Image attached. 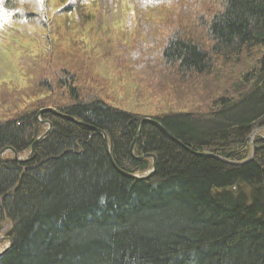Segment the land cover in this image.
<instances>
[{
	"label": "trees",
	"instance_id": "16d2710c",
	"mask_svg": "<svg viewBox=\"0 0 264 264\" xmlns=\"http://www.w3.org/2000/svg\"><path fill=\"white\" fill-rule=\"evenodd\" d=\"M150 1L182 4L184 15L146 75L205 103L140 129L139 116L83 94L63 70L59 115L34 109L0 122V151L16 154L42 135L37 116L52 130L30 161L0 160V233L8 224L10 241L0 264H264V138L250 160L246 146L264 128V0ZM145 155L156 158L150 178L122 174L150 171L137 160Z\"/></svg>",
	"mask_w": 264,
	"mask_h": 264
},
{
	"label": "rangeland",
	"instance_id": "374dc122",
	"mask_svg": "<svg viewBox=\"0 0 264 264\" xmlns=\"http://www.w3.org/2000/svg\"><path fill=\"white\" fill-rule=\"evenodd\" d=\"M151 4L149 0H15L11 9L0 7L4 13L0 18V122L34 109L59 115L53 104L61 100L57 82L63 70L76 78L75 87L83 94H96L113 108L139 116L140 129L168 112H196L193 109L203 106L205 96L190 99L183 93L181 98L174 92L176 86H159L145 73V62L160 55L157 43L164 45L179 20L174 18L184 15L182 4ZM226 83L215 86L226 89ZM37 120L41 121L38 116ZM43 123L42 135L50 126ZM257 137L264 138L263 127H256L247 138L248 160ZM29 156L30 149L16 156L6 151L2 158L22 162ZM145 156L137 160L147 159L152 165V155ZM3 226L0 238H6L9 227ZM7 245L3 240L0 251Z\"/></svg>",
	"mask_w": 264,
	"mask_h": 264
},
{
	"label": "water",
	"instance_id": "95a60500",
	"mask_svg": "<svg viewBox=\"0 0 264 264\" xmlns=\"http://www.w3.org/2000/svg\"><path fill=\"white\" fill-rule=\"evenodd\" d=\"M44 111H46V112H51V110H44ZM142 123V122H141ZM149 124H152L153 126H156V127H158V124L156 123V122H148ZM41 124H43V122H41ZM159 128V127H158ZM50 133V126H49V128L45 131V133L39 138V139H37L35 142H34V144L31 146V148H30V156H29V158H27V160H25V161H22V162H26V161H30L33 157H34V154H35V151H34V148H35V146L44 138V137H46L48 134ZM98 134H100L101 136H102V139H103V141H104V143H105V147H106V151H107V154H108V156H110V153H109V150H108V144H107V138H106V135L103 133V132H97ZM247 141V140H246ZM134 145H135V140H134V142L131 144V147H130V155H132V150H133V147H134ZM5 151H11L13 154H14V156H16V153L13 151V150H11V149H9V148H5V149H3V150H1L0 151V160H1V156L3 155V153L5 152ZM200 155L201 156H204V157H215V156H213V155H211V154H208V153H200ZM145 157H149L148 155H146ZM144 157V158H145ZM151 158H152V167H151V170L147 173V175H145V176H141V177H138V176H136V175H128V174H124V173H122L124 176H126V177H128V178H130V179H132V180H146V179H148V178H150L152 175H153V173H154V171H155V164H156V160H155V157L154 156H150ZM13 160H15V158L13 159ZM15 161H17V160H15ZM6 251V249L5 250H3L1 253H0V255L2 254V253H4Z\"/></svg>",
	"mask_w": 264,
	"mask_h": 264
},
{
	"label": "snow or ice",
	"instance_id": "6c2138e0",
	"mask_svg": "<svg viewBox=\"0 0 264 264\" xmlns=\"http://www.w3.org/2000/svg\"><path fill=\"white\" fill-rule=\"evenodd\" d=\"M3 5V0H0V7H2ZM4 13L2 11H0V18H3Z\"/></svg>",
	"mask_w": 264,
	"mask_h": 264
},
{
	"label": "bare ground",
	"instance_id": "6f19581e",
	"mask_svg": "<svg viewBox=\"0 0 264 264\" xmlns=\"http://www.w3.org/2000/svg\"><path fill=\"white\" fill-rule=\"evenodd\" d=\"M2 158V157H1Z\"/></svg>",
	"mask_w": 264,
	"mask_h": 264
}]
</instances>
